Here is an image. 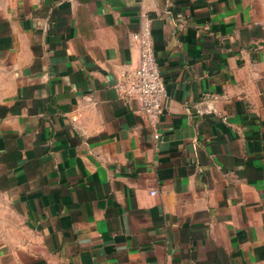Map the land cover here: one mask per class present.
I'll return each instance as SVG.
<instances>
[{"label":"crops","instance_id":"1","mask_svg":"<svg viewBox=\"0 0 264 264\" xmlns=\"http://www.w3.org/2000/svg\"><path fill=\"white\" fill-rule=\"evenodd\" d=\"M0 264H264V0H0Z\"/></svg>","mask_w":264,"mask_h":264},{"label":"built area","instance_id":"2","mask_svg":"<svg viewBox=\"0 0 264 264\" xmlns=\"http://www.w3.org/2000/svg\"><path fill=\"white\" fill-rule=\"evenodd\" d=\"M132 40L139 48L138 65L123 75L117 89L124 98L136 99L144 115L153 121L163 112L167 89L155 56L151 20L148 16H142L140 29L132 34ZM158 136L154 134L155 139Z\"/></svg>","mask_w":264,"mask_h":264}]
</instances>
